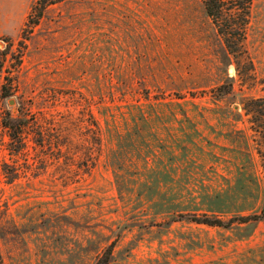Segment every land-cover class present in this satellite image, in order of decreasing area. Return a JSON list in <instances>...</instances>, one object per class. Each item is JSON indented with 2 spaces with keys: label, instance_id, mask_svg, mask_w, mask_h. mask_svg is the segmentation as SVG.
Listing matches in <instances>:
<instances>
[{
  "label": "rangeland",
  "instance_id": "374dc122",
  "mask_svg": "<svg viewBox=\"0 0 264 264\" xmlns=\"http://www.w3.org/2000/svg\"><path fill=\"white\" fill-rule=\"evenodd\" d=\"M38 1L0 0L2 264H264V0Z\"/></svg>",
  "mask_w": 264,
  "mask_h": 264
},
{
  "label": "trees",
  "instance_id": "16d2710c",
  "mask_svg": "<svg viewBox=\"0 0 264 264\" xmlns=\"http://www.w3.org/2000/svg\"><path fill=\"white\" fill-rule=\"evenodd\" d=\"M55 3H57V1H51L50 0H39L38 3L36 4V6L32 9V11L37 10L38 12L35 14L36 15V21H31V17H33L30 13V15L28 16V22L26 24L27 26H32L35 27L38 24V20L42 17V14L45 10V8L48 5H54ZM203 9L204 12L206 14V16L211 19L214 24L217 26L218 24V19L220 17V13L222 10V3L221 0H203ZM31 28V27H30ZM218 28V34H220L223 43L225 45V47L230 50L231 49V37H233V33L230 32L225 28H221L220 24ZM1 69V67H0ZM217 90V89H215ZM219 96V95H218ZM89 118H91L92 120V116L89 115ZM92 126L94 128H96L98 130V133L100 135V128L98 123H96L95 121H92ZM28 124L27 121H24L23 119H7L6 123H4L3 128L6 130L7 132V136L9 138V144H8V151L11 154H18L21 151V146H22V134L23 131L27 128ZM62 134V133H60ZM98 136V138H95V143L94 145L97 147V150L99 149L100 145H101V135ZM38 146H42L43 145V139L40 137L38 142H37ZM63 144V145H62ZM60 145H56V149L57 152L60 153V148H66V145L64 143H62ZM70 146V145H69ZM83 151L82 154H78V153H68L64 159H67L69 161H72L75 157L80 156L82 159V171L86 172L85 170H87V162L89 160V156H88V149L86 146H83ZM60 157H57L56 159H59ZM262 219H264V213H262L261 216H251V217H240L238 219H236V221H232V222H240L241 224H247L249 222H259ZM194 222H196V224L198 225H203V226H207V227H211V228H228L231 226L232 222L231 221H227V222H223L220 219H210L208 217H203L201 220L196 219ZM111 251H112V245H110L105 252L103 253V255L98 259V261L96 262V264H109L110 262V258H111ZM0 264H2V260H1V255H0Z\"/></svg>",
  "mask_w": 264,
  "mask_h": 264
}]
</instances>
